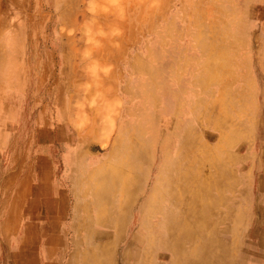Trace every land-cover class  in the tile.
I'll list each match as a JSON object with an SVG mask.
<instances>
[{"label":"rangeland","instance_id":"1","mask_svg":"<svg viewBox=\"0 0 264 264\" xmlns=\"http://www.w3.org/2000/svg\"><path fill=\"white\" fill-rule=\"evenodd\" d=\"M139 146L111 184L119 203L138 177L129 219L103 228L85 177ZM110 260L264 264V0H0V264Z\"/></svg>","mask_w":264,"mask_h":264},{"label":"bare ground","instance_id":"2","mask_svg":"<svg viewBox=\"0 0 264 264\" xmlns=\"http://www.w3.org/2000/svg\"><path fill=\"white\" fill-rule=\"evenodd\" d=\"M143 148H145V147L144 146H142V147L139 146L137 148L136 147H126L124 152H122V154L117 158L118 160H117V164H115V166L118 164L123 165L124 164L123 161H126L127 158L129 157V155L132 156V161L129 160V162L130 163L133 162L134 165L136 166L137 163H139V161L142 160L141 152L143 151ZM129 162H127V163L129 164ZM118 168H119L118 166H116V168H114V169L110 168V171L112 174L111 173L107 174L106 170H104L103 168H99L98 170H100V171L98 173L99 174L98 178H95L94 176L91 177V179H90V176L85 177V180L89 179V181L87 182L89 192L91 190L92 192H94V194L96 196L95 204L97 206H99L101 203L102 204L110 203V205H111L110 206L111 211H109L110 212V218H109V220L107 219L108 221L102 222V225L104 224L102 226L103 228L114 226V222L116 223V221H118V222L122 221V223L126 222L129 219L132 208H133V206L136 202V199L138 197V194L136 191H132V190L130 191L129 190V189H131V186L134 182H135V185L138 184V182H137L138 177H136V174L134 173L132 175L131 179H128V181L125 182L124 184L122 183L121 191L123 193H128V194H124V195H126V199L120 201L119 203L118 202L116 203L114 201V199L110 200V194H111V190H112L111 184L112 183L119 184L120 181L123 182L119 178L120 170ZM170 169L173 171H176L175 177H179L178 181H181V182H183L182 180L187 181L191 177L190 172L189 173L183 172V171H181V169L178 166L174 165ZM125 180H127V179H125ZM178 181H176L170 177L167 181V184H162L161 187L157 189V193L159 192L162 194L161 202L167 203L165 205H168V204L171 205V207L174 209H179V207L180 208L184 207L186 204L190 203L189 201H182V198L179 196V190H177L175 188V186H178L177 185ZM93 188H95V191H93ZM181 190L192 192L190 187L183 188ZM200 196H202V193L198 192L196 200H198L200 198ZM154 198L156 199L157 196L155 195ZM203 209H205V206H203ZM188 211L195 212V205H193V203H191V206H189ZM105 212H106V210H105ZM136 214H137V212H136ZM104 215H105L104 211H102L101 216L103 217ZM164 218H165V220L162 222V224H163V229H165L166 232H165V237H161V239L159 240V250H160V252H171L172 251L171 253L174 252L173 254L179 253L178 243L180 240L177 238L175 239L173 237L174 236L173 233H174V230H175L174 234L177 233L178 228L181 225V224H179L180 220L177 221L174 218L167 217L165 214H164ZM134 219H135V216L133 218V221H134ZM92 237H93L92 234L89 233L88 236L85 238V244H90ZM102 250L104 252L106 251L105 249H102ZM112 262L113 261L110 260L108 262V264H113Z\"/></svg>","mask_w":264,"mask_h":264}]
</instances>
